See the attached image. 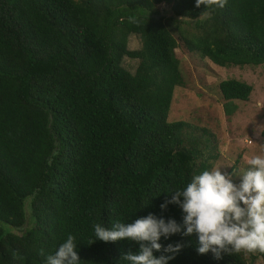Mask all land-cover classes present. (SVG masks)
Here are the masks:
<instances>
[{
	"label": "trees",
	"instance_id": "16d2710c",
	"mask_svg": "<svg viewBox=\"0 0 264 264\" xmlns=\"http://www.w3.org/2000/svg\"><path fill=\"white\" fill-rule=\"evenodd\" d=\"M203 10L195 0H0V264H46L68 235L79 264H129L139 244L93 242V225L150 213L182 227L159 241L183 245L169 264L264 262L198 254L182 209L160 207L217 158L207 129L168 122L183 85L175 49L219 66L264 64V0H227L197 19ZM130 35L140 49H128ZM124 57L139 61L133 74ZM218 89L227 116L252 92L235 79Z\"/></svg>",
	"mask_w": 264,
	"mask_h": 264
},
{
	"label": "clouds",
	"instance_id": "9594fccd",
	"mask_svg": "<svg viewBox=\"0 0 264 264\" xmlns=\"http://www.w3.org/2000/svg\"><path fill=\"white\" fill-rule=\"evenodd\" d=\"M226 2L195 0L197 8L204 6L197 19L210 17L213 6L222 8ZM247 164L249 167L240 175L212 167L195 175L182 190L167 192L171 198H166L160 207L165 210L169 204H175L182 209L185 214L182 234L198 238V254L211 252L219 260L223 254L241 251L264 253V155L251 156ZM234 175L240 177L239 184L233 182ZM93 228V242L127 239L138 243V252L129 251L122 257L129 264H169L183 247L180 243L166 247L159 243L161 237L168 239L181 233L182 227L174 219L165 221L151 213L132 223L116 221L111 227L96 223ZM76 249L75 237L68 235L54 254L46 256V264H79ZM154 251L168 255L157 257Z\"/></svg>",
	"mask_w": 264,
	"mask_h": 264
},
{
	"label": "rangeland",
	"instance_id": "374dc122",
	"mask_svg": "<svg viewBox=\"0 0 264 264\" xmlns=\"http://www.w3.org/2000/svg\"><path fill=\"white\" fill-rule=\"evenodd\" d=\"M161 14L170 16L168 7L160 5ZM186 34L192 28L176 19ZM141 47L139 36L128 37V49ZM183 85L176 87L168 114V122H186L196 128H205L213 136L211 145L216 147L217 158L212 167H221L222 172L236 175L247 170L248 158L264 155V64L253 66H219L198 53L188 52L183 45L175 49ZM139 61L124 57L123 67L133 74ZM235 79L252 87L247 101H232L236 111L227 116L223 110V99L218 84L223 80ZM195 132V131H193ZM196 133V132H195ZM233 182L239 184V176H233ZM244 252V251H243ZM248 256L247 252H244ZM253 264H264L256 259Z\"/></svg>",
	"mask_w": 264,
	"mask_h": 264
}]
</instances>
